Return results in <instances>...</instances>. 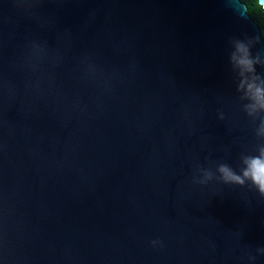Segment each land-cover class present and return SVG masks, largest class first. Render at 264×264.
<instances>
[{
  "label": "water",
  "instance_id": "95a60500",
  "mask_svg": "<svg viewBox=\"0 0 264 264\" xmlns=\"http://www.w3.org/2000/svg\"><path fill=\"white\" fill-rule=\"evenodd\" d=\"M255 159L236 0H0V264H264Z\"/></svg>",
  "mask_w": 264,
  "mask_h": 264
},
{
  "label": "clouds",
  "instance_id": "9594fccd",
  "mask_svg": "<svg viewBox=\"0 0 264 264\" xmlns=\"http://www.w3.org/2000/svg\"><path fill=\"white\" fill-rule=\"evenodd\" d=\"M236 2L244 9V15L252 19L253 7L264 10V0H253L250 4L249 0H236ZM262 34H264V28L260 27ZM221 171L225 173L226 179L236 180L242 183L239 177L232 175L227 168H221ZM246 177H250L254 183L259 185L261 192H264V159H255L249 164V171L245 172Z\"/></svg>",
  "mask_w": 264,
  "mask_h": 264
},
{
  "label": "trees",
  "instance_id": "16d2710c",
  "mask_svg": "<svg viewBox=\"0 0 264 264\" xmlns=\"http://www.w3.org/2000/svg\"><path fill=\"white\" fill-rule=\"evenodd\" d=\"M249 3L252 4L253 0H249ZM252 18L259 25V27L264 28V10L253 7ZM261 33H262V30H261ZM262 37L264 38V34H262Z\"/></svg>",
  "mask_w": 264,
  "mask_h": 264
}]
</instances>
